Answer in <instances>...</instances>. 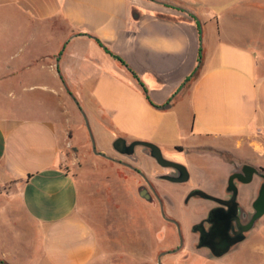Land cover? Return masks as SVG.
Listing matches in <instances>:
<instances>
[{"label": "crops", "instance_id": "1", "mask_svg": "<svg viewBox=\"0 0 264 264\" xmlns=\"http://www.w3.org/2000/svg\"><path fill=\"white\" fill-rule=\"evenodd\" d=\"M258 3L0 0V264H221L214 259L227 255L226 264H254L251 252L264 256V239L253 241L251 231L220 257L199 246L193 231L180 236L173 222L185 220L160 184L175 171L148 148L137 147L133 157L114 148L119 138L155 144L190 174L196 159L221 163L224 177L211 182L203 171L205 181L192 186L217 197H226L234 170L226 154L262 169ZM201 49L199 75L188 82ZM169 101L168 110L155 107ZM91 134L99 154L87 153ZM260 183L254 177L241 187L244 204L248 190L255 202ZM150 185L166 206L165 232L157 229L161 208ZM187 192L179 194L184 208H203L198 223L214 205L199 196L185 202ZM95 200L104 206L91 218ZM129 203L136 212L123 211ZM129 222L142 230L131 245L119 232Z\"/></svg>", "mask_w": 264, "mask_h": 264}, {"label": "rangeland", "instance_id": "2", "mask_svg": "<svg viewBox=\"0 0 264 264\" xmlns=\"http://www.w3.org/2000/svg\"><path fill=\"white\" fill-rule=\"evenodd\" d=\"M259 6H262V8L264 9V0H259ZM92 139V138H91ZM95 146H96V142H95ZM97 148V147H96ZM94 151V142H88L87 143V153L88 154H92ZM225 159L228 160L229 162L232 163H237L239 160L240 162H248L249 164H251V158L250 159H242L239 157H236L232 154H226ZM239 159V160H238ZM173 161V160H171ZM225 162V160H223ZM222 161V162H223ZM175 162V161H174ZM195 166L192 168V178H190V180L186 183H181L180 185L174 184L172 182L169 181H160L161 186L164 187V190L169 193L171 196H173L174 199V214H176V216H179L181 219H184V223L183 222H177L175 221V223H177L180 226V230H179V235L182 236L183 232L185 230L191 232L193 231L194 226L197 224L195 222L196 218L201 214L202 212V206L199 205H192L189 208H184V205L182 203V198H180L181 195H179L181 193V190L184 191H188L187 192V196L185 199V202L188 201V199L190 198L191 194L195 191V190H202L204 192H207L201 188H193L192 186H195L197 184H199L202 180L205 181V178H203L204 174L203 171H205L206 173V178L211 181V182H217L221 177H224L226 170V167L219 163H213L212 161L200 158V159H196L195 161ZM179 163V162H177ZM255 163V162H253ZM257 164V163H256ZM252 166L259 168V166L255 165V164H251ZM262 169H264V163H262ZM256 179V177H255ZM254 187V186H253ZM209 193V192H207ZM217 197V196H216ZM200 199L204 204L206 205H214L213 202L205 200V199ZM107 213H109L111 216L113 215L114 212V204L112 199L110 201H108L107 203ZM104 206V205H103ZM102 204H100V202L98 200H95L91 203V218H94V216L97 214V210L98 208L101 209ZM254 202H251V207H249V211L251 213V216L255 213L254 210ZM136 207L133 208L132 204H128L126 207H122L124 212H129L130 214L134 212V209ZM141 210L143 211V216H146V209L144 207H141ZM160 212L157 214V217L159 218V226L157 229H159V231L161 232H165V222L167 221V219L169 220L168 217V213L166 212V206L164 204V206H160ZM140 210V209H138ZM136 212V209H135ZM115 227V226H114ZM119 230V228H118ZM111 231L113 232V236L115 233H117V230L115 228L112 227ZM120 231H123V240L126 241V243L128 245H131L134 243V240L137 239V234L139 235V231H142L141 229H135L133 230L130 226V222L126 223V224H122V226H120ZM259 234L258 240L263 238L264 239V216L257 222L256 227L251 231V237L254 239L253 241H255V235ZM141 238L138 236V239ZM251 238V247H253L254 245H256ZM256 242V241H255ZM138 244L141 245L140 241H138ZM249 255V253H247ZM149 256V255H147ZM145 256V257H147ZM228 255L225 256L224 258H220L218 261L217 259H214L213 262H220L221 264H226L227 260H228ZM249 259H251V262H253L254 264H264V256L260 255L259 253H252L251 252V256L249 257ZM146 260L142 261V263L139 264H152V263H146ZM238 264H240V262H237ZM235 263V264H237ZM154 264V263H153ZM158 264H164L163 261H160ZM190 264H195V262L192 260Z\"/></svg>", "mask_w": 264, "mask_h": 264}, {"label": "water", "instance_id": "3", "mask_svg": "<svg viewBox=\"0 0 264 264\" xmlns=\"http://www.w3.org/2000/svg\"><path fill=\"white\" fill-rule=\"evenodd\" d=\"M91 138H92V141L94 142V152L99 154L97 151V148L95 146V139H94L92 134H91ZM139 146L148 148L150 150L151 157L154 158L160 166H162L164 168L173 169L175 171V174L164 175V176H162V179L169 181V182H172V183H180V184L186 183L190 180L191 174H190L188 168L181 163H177V162H174V161H171V160L165 158L161 148H159L155 144H152L149 142H143V141H134L132 143H128L123 138L117 139L114 143V148L116 151H118L119 153H121L125 156H129V157H133L135 155V150ZM245 174H246V178L243 180V183H245V184L252 183L254 180V177L259 174V170L252 165L246 166L245 167ZM262 177L264 178V174ZM235 179H236V175L231 176L229 179V191H231L233 193V197L229 201H226V200H223V199L218 198L216 196H213V195H211L207 192H204L202 190H195L191 194L192 197L199 196L201 198H204V199H207L210 201H214V202H217L219 204L228 205L231 208L232 216L230 217V216L224 215V217L220 219L221 221H223L222 223L225 226V230H224L225 234L228 233L231 222L235 219L238 220V218H237V215H238V202H237L238 188L235 184ZM140 194L144 198H147V195H149L147 189H143ZM148 198H149V196H148ZM253 207H254L255 213L251 216V218L247 222V224L241 229V231L238 234V237L235 240H233L232 242H230L225 248H218L216 246L218 242H216V241H213L210 243H202L201 242L200 246L201 247H209L215 256L220 257V256H223L224 254H226L227 252H229L231 250V248L234 247L235 245L243 242L246 239V233L252 231L256 227L257 222L264 216V186L261 188L259 195L254 202Z\"/></svg>", "mask_w": 264, "mask_h": 264}, {"label": "flooded vegetation", "instance_id": "4", "mask_svg": "<svg viewBox=\"0 0 264 264\" xmlns=\"http://www.w3.org/2000/svg\"><path fill=\"white\" fill-rule=\"evenodd\" d=\"M239 160V159H238ZM251 166L248 162H240V160L237 163H234V170L232 171L231 175L229 176V179L231 176L236 175L235 184L238 188V194H237V202H238V220H233L231 222L229 231L227 234L224 233L225 226L223 225V221L220 219L225 216H232L231 208L228 205L225 204H219L217 202L211 201L214 203V206L211 208H208L206 216L198 222L194 228L193 233L197 234L198 236V245L200 246V243H210L213 241L218 242L217 247L218 248H225L230 242L235 240L238 237L239 232L241 229L247 224V222L251 218V213L249 211V207H251V190H248V196H247V204H244L241 200V194L242 190L241 187H248L251 185V183L245 184L243 183V180L246 178L245 174V167ZM259 170V174L255 177H258L261 180L258 195L261 190V188L264 186V178L263 172L261 168H257ZM156 195L158 196L159 204L160 206H164L163 200L159 197V194L157 193V190L155 187L151 186ZM142 187L141 189H143ZM226 197H218L223 200L229 201L233 197V193L229 191V180L225 189ZM258 197V196H257ZM191 197L188 199L190 200ZM257 199V198H256ZM207 200V199H205ZM210 201V200H208ZM222 215V216H221ZM173 224H176L178 227V230H180V226L173 222Z\"/></svg>", "mask_w": 264, "mask_h": 264}, {"label": "trees", "instance_id": "5", "mask_svg": "<svg viewBox=\"0 0 264 264\" xmlns=\"http://www.w3.org/2000/svg\"><path fill=\"white\" fill-rule=\"evenodd\" d=\"M193 18L197 21L198 25L200 26L199 20L196 19L194 16H193ZM202 59H203V50L201 49L199 66H198L197 70L193 73V75L189 78L188 82H191V81L195 80L198 77V75H199V69H200V66H201V63H202ZM142 86H143V89H144L145 94L148 96V90H147V88L143 84H142ZM172 105H173V102L172 101H169L168 103H166L163 106H155V107H157V108H159L161 110H168V109H170L172 107Z\"/></svg>", "mask_w": 264, "mask_h": 264}]
</instances>
